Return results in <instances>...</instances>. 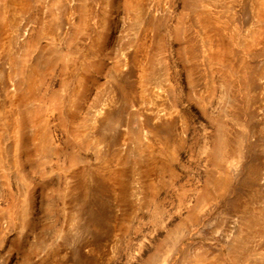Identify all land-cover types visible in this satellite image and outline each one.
I'll return each mask as SVG.
<instances>
[{"label": "rangeland", "instance_id": "rangeland-1", "mask_svg": "<svg viewBox=\"0 0 264 264\" xmlns=\"http://www.w3.org/2000/svg\"><path fill=\"white\" fill-rule=\"evenodd\" d=\"M0 264H264V0H0Z\"/></svg>", "mask_w": 264, "mask_h": 264}, {"label": "bare ground", "instance_id": "bare-ground-1", "mask_svg": "<svg viewBox=\"0 0 264 264\" xmlns=\"http://www.w3.org/2000/svg\"><path fill=\"white\" fill-rule=\"evenodd\" d=\"M24 122V118H21V123ZM43 146V143L40 142V147Z\"/></svg>", "mask_w": 264, "mask_h": 264}]
</instances>
